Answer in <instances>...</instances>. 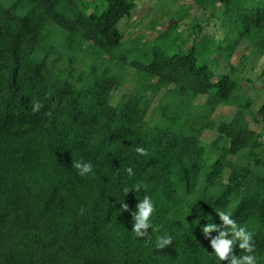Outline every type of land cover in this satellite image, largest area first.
<instances>
[{"label": "trees", "instance_id": "1", "mask_svg": "<svg viewBox=\"0 0 264 264\" xmlns=\"http://www.w3.org/2000/svg\"><path fill=\"white\" fill-rule=\"evenodd\" d=\"M91 1L0 0V264H218L198 215L220 223L229 209L264 264V99L255 107L232 66L199 61L204 25L186 51L141 39L133 49L119 23L137 1ZM192 3L236 28L229 59L242 41L243 64L264 56V0ZM220 104L236 107L230 118H214ZM205 129L218 133L210 143ZM81 158L87 176L72 166ZM125 184L147 186L125 195L130 209L145 195L155 204L147 237L120 209ZM165 233L172 243L157 248Z\"/></svg>", "mask_w": 264, "mask_h": 264}, {"label": "rangeland", "instance_id": "2", "mask_svg": "<svg viewBox=\"0 0 264 264\" xmlns=\"http://www.w3.org/2000/svg\"><path fill=\"white\" fill-rule=\"evenodd\" d=\"M97 1L100 2L101 7L106 2V0ZM136 1L137 6L132 15L124 17L119 23V28L122 30L129 47L136 49L140 46H144L145 44L138 43V40L141 39L142 42L147 41L148 43L161 44L170 51H186L192 44L193 36L198 35V33L190 35L192 27L194 24L200 23L204 25L203 33L200 35L205 38L199 42V51L197 48L199 61L201 63L210 64L214 69L221 63L227 65L226 69H228V71L233 67L238 74L237 76H239L238 79L241 89L244 92L252 94L257 99L255 107L260 105L264 99V56L261 54L249 56V60H247L246 64H243L241 60H244V58L242 56L249 54V50L243 47L244 42L242 41L240 45L234 49V53L231 59H229L228 44L235 37L236 28L234 26H231L229 22H225L226 20H220L221 25L219 21L214 18L207 20L206 15L209 13L211 14L210 9V11L202 10L198 14L197 5L194 6L192 3V1L196 2V0ZM91 2L94 3L93 1ZM180 17L183 18L178 20ZM171 18L178 20L177 29L165 41L159 42V40H155L162 31L169 28L170 23L174 22ZM208 21L210 22L209 24ZM130 40L134 41L130 42ZM133 52H135V50L131 51V54ZM224 70L225 69L221 67L220 72ZM126 86L128 85L116 88L113 94V102L119 100ZM161 96L162 93L156 98L153 107L160 100ZM204 99L205 98L196 99V102H200L201 104L204 102ZM235 109V106L220 104L213 112V116L216 119H228L232 116ZM255 127L264 131V123L255 125ZM217 134L216 129H205L202 134V139L210 143L217 137Z\"/></svg>", "mask_w": 264, "mask_h": 264}, {"label": "clouds", "instance_id": "3", "mask_svg": "<svg viewBox=\"0 0 264 264\" xmlns=\"http://www.w3.org/2000/svg\"><path fill=\"white\" fill-rule=\"evenodd\" d=\"M41 105L37 102L33 106V111H38ZM135 151L139 154H146V149L137 146ZM72 166L78 170L80 176H87L93 172V163L91 161H85L83 158L72 161ZM128 176L131 177L135 175L133 169L128 167L125 169ZM141 187H147L146 185L136 184L123 185L121 191L123 193V198L118 200L120 203L121 210H129L132 217V230L137 237H147L149 236L148 229L151 227L152 231L156 228L153 226L152 215L155 211V204L152 198L145 195L142 199H138L134 209H130L128 203L124 201V197L130 190H135L137 193ZM192 203L190 205V211L192 210V205L197 203L198 198H191ZM83 212V209H81ZM218 214L220 223H217L212 217H205L199 213L200 219H206L207 222L200 225L202 234L205 239L209 240L212 248V254L221 264L222 261H227V264H258V257L255 255L253 244L252 233L248 230L247 225L239 224L232 216L231 210H217L215 212ZM199 224V223H196ZM213 232L216 234L213 235ZM173 236L165 233L163 235L157 236L156 247L164 248L172 243ZM244 250V254L237 255L233 249L237 246Z\"/></svg>", "mask_w": 264, "mask_h": 264}]
</instances>
